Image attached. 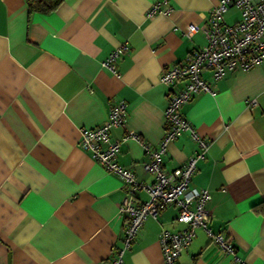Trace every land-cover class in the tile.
I'll return each mask as SVG.
<instances>
[{"label": "crops", "instance_id": "1", "mask_svg": "<svg viewBox=\"0 0 264 264\" xmlns=\"http://www.w3.org/2000/svg\"><path fill=\"white\" fill-rule=\"evenodd\" d=\"M219 0H61L50 12L29 11L25 0H0V264H111L122 245L118 207L122 180L79 147V130L102 124L112 104L128 105L111 139L129 133L116 161L150 183L143 143L165 131L168 92L162 70L206 45L203 28ZM157 4L158 11L147 12ZM240 18L237 8L224 15ZM189 25L196 26L190 36ZM128 51L102 66L120 43ZM200 92L181 112L208 142L190 181L206 189L212 235L197 228L179 264H264V62L202 74ZM255 100V105L250 101ZM198 150L190 131L167 144L162 164L172 170ZM146 199L144 192L138 193ZM169 206L147 217L122 264H162L159 235L185 225Z\"/></svg>", "mask_w": 264, "mask_h": 264}, {"label": "built area", "instance_id": "2", "mask_svg": "<svg viewBox=\"0 0 264 264\" xmlns=\"http://www.w3.org/2000/svg\"><path fill=\"white\" fill-rule=\"evenodd\" d=\"M233 7L239 10L240 18L234 23H227L224 15ZM157 11L158 6L154 4L147 15L151 16ZM194 31L196 26L189 25L184 34L190 36ZM203 33L205 47L190 51L183 61L164 68L160 74L161 83L177 87L168 92L167 104L163 109V137L155 145H142L148 154V161L143 163V168L153 175L152 182L138 181L131 170L116 161L122 141L139 139L133 133L122 139L110 138V130L127 120L128 105L125 101L119 100L112 104L102 124L79 130V147L107 171L119 176L123 184L124 196L118 207V214L124 218L122 245L113 249L111 264H122L125 251L132 245L145 219L156 218L160 211L169 206L177 208L175 220L185 226L175 231H161L159 243L162 264H179L181 251L191 243L197 228L204 229L225 252L238 259L233 245L221 234L212 235L208 227L206 204L211 198L210 193L206 189L190 186L196 162L204 157L208 142L189 124L181 108L194 95L211 91L210 84L202 76L204 72L209 71L211 80H217L227 70H247L264 62V0H219L209 11ZM128 49L126 41L120 43L108 54L102 66L116 72L112 64ZM255 103V100L250 101L251 105ZM184 130L190 131L198 150L189 155L182 165L167 170L162 164L167 144ZM139 192H144L146 199L140 200L137 196Z\"/></svg>", "mask_w": 264, "mask_h": 264}, {"label": "trees", "instance_id": "3", "mask_svg": "<svg viewBox=\"0 0 264 264\" xmlns=\"http://www.w3.org/2000/svg\"><path fill=\"white\" fill-rule=\"evenodd\" d=\"M29 11L47 13L55 9L61 0H25Z\"/></svg>", "mask_w": 264, "mask_h": 264}]
</instances>
